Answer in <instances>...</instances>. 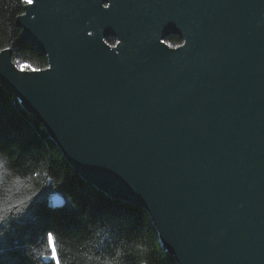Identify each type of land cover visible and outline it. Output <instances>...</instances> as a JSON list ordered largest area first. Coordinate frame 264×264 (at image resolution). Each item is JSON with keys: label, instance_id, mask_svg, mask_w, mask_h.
<instances>
[{"label": "water", "instance_id": "water-1", "mask_svg": "<svg viewBox=\"0 0 264 264\" xmlns=\"http://www.w3.org/2000/svg\"><path fill=\"white\" fill-rule=\"evenodd\" d=\"M15 24L47 66L5 48L0 82L81 178L178 264H264V0H33Z\"/></svg>", "mask_w": 264, "mask_h": 264}, {"label": "trees", "instance_id": "trees-1", "mask_svg": "<svg viewBox=\"0 0 264 264\" xmlns=\"http://www.w3.org/2000/svg\"><path fill=\"white\" fill-rule=\"evenodd\" d=\"M24 5L0 0V49H11L16 64L41 69L47 56L15 24ZM49 232L60 264H178L149 212L81 178L43 124L0 82V264H56Z\"/></svg>", "mask_w": 264, "mask_h": 264}, {"label": "snow or ice", "instance_id": "snow-or-ice-1", "mask_svg": "<svg viewBox=\"0 0 264 264\" xmlns=\"http://www.w3.org/2000/svg\"><path fill=\"white\" fill-rule=\"evenodd\" d=\"M32 2H33V0H24V3L26 5L27 4H31ZM0 51L7 52V49H0ZM16 68L18 70L30 69L31 65L27 64V63H24V64L17 63L16 64ZM35 70L36 71H42V69H35ZM18 203H22V201L18 202ZM48 243H49V247H50V250H51L52 259H54L56 261V264H60V260H59V256H58V252H57V248H56L55 239H54L53 234L51 232L48 233Z\"/></svg>", "mask_w": 264, "mask_h": 264}, {"label": "flooded vegetation", "instance_id": "flooded-vegetation-1", "mask_svg": "<svg viewBox=\"0 0 264 264\" xmlns=\"http://www.w3.org/2000/svg\"><path fill=\"white\" fill-rule=\"evenodd\" d=\"M106 38H105V41H106ZM108 39L113 41L111 43L106 41L108 44H110L112 46H114L116 44V42H117V39L115 37H113V36L108 37ZM161 40L164 43H166L169 47H172V48L178 47V46H180L183 43V39L178 34L166 35Z\"/></svg>", "mask_w": 264, "mask_h": 264}]
</instances>
